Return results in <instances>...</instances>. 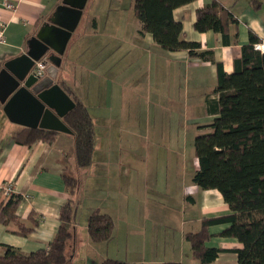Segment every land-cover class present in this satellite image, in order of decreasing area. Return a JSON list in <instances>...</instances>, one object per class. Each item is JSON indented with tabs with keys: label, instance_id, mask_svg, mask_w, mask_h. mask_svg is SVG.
<instances>
[{
	"label": "crops",
	"instance_id": "obj_1",
	"mask_svg": "<svg viewBox=\"0 0 264 264\" xmlns=\"http://www.w3.org/2000/svg\"><path fill=\"white\" fill-rule=\"evenodd\" d=\"M60 1L0 0V15L6 21L3 40H0L1 67L3 62L26 50L27 39L36 33L43 21L51 16ZM121 1L123 2L120 0L117 4H110L109 0H86L79 20L80 23L84 18L85 31L75 34V28L71 34L64 54L61 56L54 82L59 85L64 82L71 94L82 101L90 113V106L84 102L85 97L88 99L93 97L90 95L92 83L88 76L90 61L83 60L81 63L80 61L77 63V59L74 61L72 59L74 48L69 49L68 45H71L70 41L75 35L80 34L83 37L91 32L90 34L94 36L101 30L102 32L106 30L107 33L117 35L112 39L113 45H126L128 42L131 50L138 48L147 56L145 70L148 75V90L151 95L158 98L156 104L154 101L152 104L160 108L162 113L178 114L179 119L171 124L164 121L159 123V126L145 123V126L140 125L138 130L137 127L132 129L127 126L125 132L130 137L129 145L134 148L137 142H143L145 145L143 149L148 153L141 156H127L123 161L115 140L116 135H114L112 144L110 140L107 144L108 147L111 145L110 148L102 150V146L98 145L99 150L102 151L95 168L93 156L101 135L100 132L98 136V127L102 128V124L96 125L95 118L90 114L94 129L97 128V130L95 129L96 140L92 163L88 166L85 184L86 181L90 184L93 182L97 187L93 188L95 200L90 202L91 206L84 214L85 221L92 210L99 209L113 218L114 229L116 228L118 236H125L130 242L162 241L166 243L164 258L152 261L154 264H163L165 261H180L186 264L187 260L189 264H201L190 246L187 249L185 233L197 231L202 218L227 214L230 209L218 190H204L192 182L193 172L198 168L196 157L193 158L191 170H186L181 164L179 172L181 180L183 175L189 174L190 178L188 181L184 179L178 183L180 188L177 192L171 193L161 181L158 183V177L156 179L149 177L148 174L152 171L154 163L159 170L163 163L179 162L176 159L179 158L178 154L159 155L157 153L153 156L149 153V147L156 145V142L158 145L175 144L188 137L193 138L199 131L205 130L200 129V126L212 122L219 107L218 94L214 92L217 84L216 63L219 62L222 69L230 73L234 69V61L241 56L242 46L249 40L250 32L258 37L257 42L264 41V0H218L237 19L236 23L228 24L225 38L220 32L211 29L198 31L194 28L196 11L208 5L211 0H193L173 10L174 19L182 23L181 36L186 40L199 42L200 50H212L211 59L206 60L189 56L188 51L184 49L166 50L154 41L150 33L140 34V22L133 11V0H129L132 11L127 13ZM8 2L13 3L14 7L7 8L5 4ZM98 12L106 13V21L101 22L97 19ZM126 17L129 20H126ZM127 33L132 39L126 38ZM119 34H123L122 38ZM92 35L83 41V45L91 51L99 45L98 41H91ZM95 37L99 39V35ZM47 75L45 72L44 77ZM96 107H98L97 115H102L105 110L102 102H97ZM115 120L116 118L113 117V121ZM0 125L4 126V132L0 135V203L6 198L4 186L10 185L12 192L24 195L16 211L19 220L26 226H32L33 221L35 222L33 230L26 236L14 232L16 229L14 223L5 225L0 222V253L4 251L5 245L13 246L22 252H31L46 247L57 230L59 208L70 198L63 174L68 172L78 176L80 185L82 170L75 165L71 132L57 133L52 142L36 141L30 145L17 143L10 138V135L22 125L13 123L6 117L2 104H0ZM113 126L114 131L119 127ZM123 128L125 126L121 124L120 129ZM173 130H175L174 134L169 133ZM148 143H151V146ZM121 166L125 168L129 176L131 173H137L136 178L133 176L129 182L130 185L127 183L123 189H120L113 180L111 181L109 176L110 172L116 173ZM140 174H142V181ZM102 191H107L111 195L102 197L99 194ZM170 194L175 195L181 202L180 208H175L174 201L166 200V196ZM81 203L82 200L79 199V206L83 205ZM118 219H121L120 223H117ZM83 221L81 218L80 226L76 220L75 238L68 247L67 264L82 258L83 254L86 262L91 264H99L104 258L120 259L111 256L108 252L104 254L101 249L95 251L94 245L98 243L90 240L86 222L83 224ZM222 228L223 225L211 226L210 231L217 233ZM135 246L137 245H133V251L137 248L136 252H139V248ZM241 246L234 238L213 235L205 242V248L209 250L221 248L222 250L218 252L216 259L208 264H237V253L232 249H240ZM125 261L127 264V260Z\"/></svg>",
	"mask_w": 264,
	"mask_h": 264
},
{
	"label": "trees",
	"instance_id": "obj_2",
	"mask_svg": "<svg viewBox=\"0 0 264 264\" xmlns=\"http://www.w3.org/2000/svg\"><path fill=\"white\" fill-rule=\"evenodd\" d=\"M193 0H133V11L140 22L139 33L148 32L154 41L169 51L184 49L189 56L211 59L212 50H200V43L181 36L182 23L174 19L173 10ZM236 17L218 0L196 11L194 28L198 31L213 30L227 37L229 23ZM258 37L250 32L249 40L242 46L241 56L234 61V69L227 73L217 62L218 112L212 122L199 128L194 137V155L198 168L192 182L201 189L220 192L230 212L204 217L197 231L185 233L193 254L201 264L216 259L222 249L209 250L205 242L213 235L234 238L242 246L232 249L237 253V264H264V52L254 48ZM1 68V62H0ZM61 87L72 98L74 107L62 118L73 135V150L77 168L92 163L95 148L93 119L86 105ZM1 104V103H0ZM57 130L20 126L11 132L17 143L30 145L36 141L52 142ZM66 190L70 194L59 208V225L46 247L31 252L5 245L0 253V264H67L68 247L75 238V225L79 199L76 192L79 178L63 174ZM24 195L11 192L0 203V222H12L14 232L26 236L34 228L19 220L17 208ZM223 225L217 232L211 226ZM88 236L92 242H107L113 237L114 221L106 212L94 209L86 221ZM99 264H126L123 259L104 258ZM163 264H182L165 261Z\"/></svg>",
	"mask_w": 264,
	"mask_h": 264
},
{
	"label": "rangeland",
	"instance_id": "obj_3",
	"mask_svg": "<svg viewBox=\"0 0 264 264\" xmlns=\"http://www.w3.org/2000/svg\"><path fill=\"white\" fill-rule=\"evenodd\" d=\"M119 1L120 0L114 2V0H109L110 4H117L119 3ZM121 3L126 8L125 13H127L128 11H132V8L129 7V0H123V2L121 1ZM132 17H134L133 13ZM97 19L101 22L106 21V13L98 12ZM126 20H129V18L126 17ZM84 31L85 24L84 18H82L74 33L77 34L79 32L81 34ZM90 33L91 32L87 33L86 36L83 35V37H81L80 34L73 36L74 38H72L70 41L71 45H68V47L69 49L74 48L72 59H77V61L74 60L77 63L79 61L81 63V61L83 60L90 61V65H88L90 66L88 76L90 77L92 83V92L90 93V95H93V97L91 99L85 97L84 102L90 106V114L95 118V124H102V128L98 127V136L100 135V132L101 135L100 138H98V144L93 156V165L96 168L101 151L111 147V145H109L108 147L107 144L109 143V140L110 144H112V139H115L114 135H116L115 140H117V145L119 147L118 151L121 152V158L123 161L126 160L127 156H141L147 152L143 149V147H145V145H143V142H137L134 148H132L133 146L129 145L131 144V141L128 142V139H130V137L125 132L127 126H130L132 129H134V127H137L138 130L140 125L145 126V123L159 126V123L167 121L171 124L172 122L179 119V115L171 114L170 112L162 113L160 108L152 104L153 101L156 104L158 98H156L154 95H151V92L148 90V75L145 70L147 56H145L142 51H140L138 48H136V50H131V45L128 42L126 43V45H113L114 42L112 41V39L114 36H117L115 33H107L106 30H103L102 32L101 30L100 33L97 34L99 35V39L95 37L97 35L93 36ZM89 34L93 36L91 37V41H98L97 43L99 44L96 45L93 51L87 50L88 47H86V45H83V41H86L89 38ZM119 36L120 38H122L123 34H119ZM126 36L127 39H132L131 35H129L128 33L126 34ZM42 58L46 59V61L49 62L47 56H44ZM97 102H102L105 108L102 115H97ZM113 117L116 118L115 121H113ZM121 124H124L125 126V128H123L122 130L120 129ZM113 125H116V127L119 126L117 130H113ZM95 129L97 130V128ZM3 132L4 126L0 125V135ZM169 133L174 134L175 130L169 131ZM193 141L194 137H188L187 139L183 141L180 140L179 143L175 144L158 145L156 142V145L151 146V143H148V145L151 146L149 147V153H151L152 155L157 153L159 155H179V158H176L179 160V162L172 161L163 163L162 168L159 170L156 167L157 164L154 163V167L152 171L149 172L148 176H151L154 179L158 177V183L159 181H161L163 185L167 186L171 193H173L174 191L177 192L180 188L178 183L184 179H187L188 181L190 178L189 174L187 176L183 175V179L181 180L179 172L181 171L182 166L186 170H191L193 158L195 157ZM98 145L102 146V150H99ZM121 168H118V171L116 173L110 172L109 176L111 181L113 180L120 189H123L127 186V183L130 185L129 182L131 181V179H133V176L136 178L137 173H131L129 176L125 168H123V166H121ZM88 169L89 167L81 168L82 173L80 177L82 183H80L78 187L79 189H77L76 193L77 198L81 199V204H83L79 206L76 218L80 226L82 224L81 218L84 220L83 224H85L86 222L84 214H86L87 209L91 206L90 202L95 200V193L93 188L97 187V185L93 182L92 184H90L86 181L85 184ZM140 180H143L142 174H140ZM106 192L107 191H102L99 192V194L102 197H107L108 194L111 195V193ZM166 200L170 202L174 201L175 208H180L181 202L178 201L175 195H167ZM120 221L121 219L117 221V223H120ZM116 232L117 231L115 228L113 231L112 240L110 241L95 242L98 243L94 245L95 251L96 249H101L104 254L108 252L111 256H115V258L127 260V264H154L152 261H157L159 260V258H164L163 256L165 255V250L167 247L166 243L162 241H141L138 243L130 242L125 236H118ZM176 244L178 245V243ZM133 245H137L135 246V248L138 247L139 252H136L137 248L135 249V251H133ZM186 245L187 249H189L190 245L187 241ZM187 261L189 262V260ZM187 261H185V263L189 264ZM72 264L91 263L86 262L83 254L82 258H77Z\"/></svg>",
	"mask_w": 264,
	"mask_h": 264
},
{
	"label": "water",
	"instance_id": "obj_4",
	"mask_svg": "<svg viewBox=\"0 0 264 264\" xmlns=\"http://www.w3.org/2000/svg\"><path fill=\"white\" fill-rule=\"evenodd\" d=\"M86 0H61L51 16L26 41V50L3 62L0 68V103L13 123L70 132L62 118L75 103L56 82L68 40L79 23ZM47 56V76L39 78L31 68Z\"/></svg>",
	"mask_w": 264,
	"mask_h": 264
},
{
	"label": "built area",
	"instance_id": "obj_5",
	"mask_svg": "<svg viewBox=\"0 0 264 264\" xmlns=\"http://www.w3.org/2000/svg\"><path fill=\"white\" fill-rule=\"evenodd\" d=\"M5 6L7 8H13L14 4L11 2H8L5 4ZM5 27H6V21L0 15V40H3V33L5 30ZM254 48L261 52H264V41L254 43ZM47 64L48 62L46 61V59L40 58L34 62L31 68V71L39 78H42L45 76ZM4 192L6 196L10 194L12 192L11 186L5 185Z\"/></svg>",
	"mask_w": 264,
	"mask_h": 264
}]
</instances>
